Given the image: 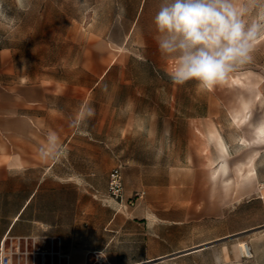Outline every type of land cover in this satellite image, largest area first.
Returning <instances> with one entry per match:
<instances>
[{
  "label": "rangeland",
  "instance_id": "1",
  "mask_svg": "<svg viewBox=\"0 0 264 264\" xmlns=\"http://www.w3.org/2000/svg\"><path fill=\"white\" fill-rule=\"evenodd\" d=\"M161 3L0 0V47L13 51L29 78L54 81L55 93L68 81L70 92L82 96L65 103L78 127L58 151L66 164L57 169L71 174L63 187L81 186L87 206L103 209L96 210L99 221L106 223L119 211L115 227L105 226L119 231L109 232L114 243L126 241L125 229L134 221L142 224L141 217L158 237L162 218L178 216L176 207L214 210L264 187V38L254 45L251 60L213 89L196 81L177 85L167 75L174 58L162 56L156 44L153 18ZM237 6L248 9L249 23L264 14V0H237ZM212 131L228 147L225 161L218 158ZM31 138L25 135V141ZM48 140L41 135L44 159L53 153ZM32 152L24 151L25 160ZM113 167L123 176L121 200L108 191ZM24 172L26 188L37 171L25 167ZM235 242L230 264H264V250L257 256L252 250L251 257L241 254L243 261L237 262ZM90 255V264H97ZM172 256L162 264H212L207 253Z\"/></svg>",
  "mask_w": 264,
  "mask_h": 264
},
{
  "label": "crops",
  "instance_id": "2",
  "mask_svg": "<svg viewBox=\"0 0 264 264\" xmlns=\"http://www.w3.org/2000/svg\"><path fill=\"white\" fill-rule=\"evenodd\" d=\"M53 83L29 78L13 51L0 47V245L11 242L27 251L13 264H65L57 254L66 255L67 264H90V254L102 250L107 252L102 264H162L172 255L178 260L199 253L210 255L212 264H230L233 241L250 244L256 256L264 250V187L214 210L190 212L189 207H176L178 216L162 218L158 237L153 236L147 217H141L142 224L134 221L125 229L126 241L112 242L109 232L119 231L106 227H115L119 211L108 222L99 221L96 210L103 209L87 206L86 190L63 187L72 177L57 169L66 164L57 153L78 127H73L72 112L65 103L73 97L82 101V96L70 92L68 81L55 93ZM78 85L82 86L81 81ZM25 135H32L30 142ZM41 135L49 136L48 148L53 150L47 159L40 157ZM25 150L33 151L30 160H25ZM40 166L46 167L41 171ZM25 167L37 171L26 188ZM76 178L81 181L82 175ZM238 256L237 262H242V255Z\"/></svg>",
  "mask_w": 264,
  "mask_h": 264
},
{
  "label": "clouds",
  "instance_id": "3",
  "mask_svg": "<svg viewBox=\"0 0 264 264\" xmlns=\"http://www.w3.org/2000/svg\"><path fill=\"white\" fill-rule=\"evenodd\" d=\"M237 0H162L153 22L160 54L174 58L167 75L177 85L188 81L211 90L239 65L251 60L264 38V14L249 23ZM98 260H106V250Z\"/></svg>",
  "mask_w": 264,
  "mask_h": 264
},
{
  "label": "built area",
  "instance_id": "4",
  "mask_svg": "<svg viewBox=\"0 0 264 264\" xmlns=\"http://www.w3.org/2000/svg\"><path fill=\"white\" fill-rule=\"evenodd\" d=\"M108 191L112 197H114L117 200H121L123 196V176L120 168L113 167L108 175ZM57 243L59 247V238H57ZM247 244V243H246ZM250 247L248 246V251H250ZM22 253H27V251L24 249L20 250V245H13L11 242H9V245L1 244L0 245V264H13V259L16 257V260L19 259L20 255ZM53 253V252H52ZM95 254V261L94 263L101 264L97 258V253L93 252ZM250 256L244 255V257H251L252 253H249ZM58 255V259H64L65 264H67L68 257L66 255ZM153 264V263H149Z\"/></svg>",
  "mask_w": 264,
  "mask_h": 264
},
{
  "label": "bare ground",
  "instance_id": "5",
  "mask_svg": "<svg viewBox=\"0 0 264 264\" xmlns=\"http://www.w3.org/2000/svg\"><path fill=\"white\" fill-rule=\"evenodd\" d=\"M210 138L214 140V142L216 143V146L218 148L219 151V156L218 158L220 159V161H225L229 156V150L228 147L226 146L222 136L220 135V133L216 132V131H212L210 132ZM234 247L238 250L239 254L244 255H248L250 256L249 253H252L251 250L248 251V244H246L244 241H241L237 244H234ZM99 262L102 264L103 260H99ZM149 262H142L139 264H148Z\"/></svg>",
  "mask_w": 264,
  "mask_h": 264
}]
</instances>
